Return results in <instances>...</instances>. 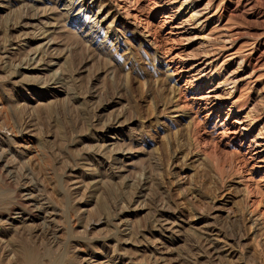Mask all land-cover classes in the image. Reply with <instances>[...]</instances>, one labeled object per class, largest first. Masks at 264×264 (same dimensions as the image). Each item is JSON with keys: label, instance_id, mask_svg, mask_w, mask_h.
Segmentation results:
<instances>
[{"label": "rangeland", "instance_id": "374dc122", "mask_svg": "<svg viewBox=\"0 0 264 264\" xmlns=\"http://www.w3.org/2000/svg\"><path fill=\"white\" fill-rule=\"evenodd\" d=\"M90 2L34 76L0 0V264H264V0Z\"/></svg>", "mask_w": 264, "mask_h": 264}, {"label": "bare ground", "instance_id": "6f19581e", "mask_svg": "<svg viewBox=\"0 0 264 264\" xmlns=\"http://www.w3.org/2000/svg\"><path fill=\"white\" fill-rule=\"evenodd\" d=\"M40 1H42L43 4H46L45 6L46 8H48V10H50V14L51 13L54 14L56 11L57 13H59V17H61L62 19L58 21V19L60 18L55 17L54 15L52 17H49L47 14H45L46 11L45 13L41 12L40 15L39 13L36 12V9L33 8L35 10V13L32 12L33 13L32 15L28 14V12L24 14L23 21L26 22L23 25L22 23H20L19 25L17 24L13 25V27L11 28L14 31H19V29L31 25V23H29L31 22L29 21L30 19L35 18L37 20H40L39 21L40 26H38V28L35 29V32H33L32 35L33 39L31 38L27 40L25 36L24 38L20 36L18 37L15 36L16 38L11 40V47L13 51L12 53L14 60H17L22 64H25L26 66L24 69L26 71H29L30 74H33L35 76V74L39 75L45 73V70L41 69L40 66L44 63H51L53 61V60L47 61V59L49 57H55V54H57V53H53L52 51L56 49L55 40H57L56 36L58 31H66L70 34H72V32H76L77 34H79V36H81L80 38L83 39L86 42V44H88L89 46L92 45L97 40H100L99 46L103 47L105 45L107 47L106 42H108L109 35L111 36L110 33L111 30L109 28L107 30H104L102 28L101 24L104 21V19L102 20L91 19L90 14H92L93 12L94 2H90L89 4H87V0H40ZM36 8H38V6ZM98 13L99 11L97 12V15ZM176 14L178 15L180 14V12L178 11L176 12ZM43 15H45L46 17L48 16V18L46 19L43 18ZM192 16L190 15L187 18H183V17L180 18L181 27L186 26L189 23V20L192 18ZM87 19L89 20L84 22ZM101 33L103 34L105 33L103 39L99 37ZM34 39L36 43L40 42V44L35 49L27 50L31 44H34L35 42ZM253 141L255 142L254 139L252 140V142ZM257 145L259 146V144ZM259 147L261 149H259L257 152L263 153L262 155H264V145ZM2 202L3 201L1 199V193H0V209ZM33 251L32 248L26 249L24 247H21V250H19L20 256L18 257L20 264H42L41 258L39 257L38 254H36L37 252L35 253ZM97 263L102 264V262L100 261Z\"/></svg>", "mask_w": 264, "mask_h": 264}]
</instances>
